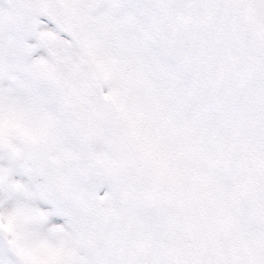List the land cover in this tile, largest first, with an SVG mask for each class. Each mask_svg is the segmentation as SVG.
Masks as SVG:
<instances>
[{
    "label": "snow or ice",
    "instance_id": "1",
    "mask_svg": "<svg viewBox=\"0 0 264 264\" xmlns=\"http://www.w3.org/2000/svg\"><path fill=\"white\" fill-rule=\"evenodd\" d=\"M0 264H264V0H0Z\"/></svg>",
    "mask_w": 264,
    "mask_h": 264
}]
</instances>
